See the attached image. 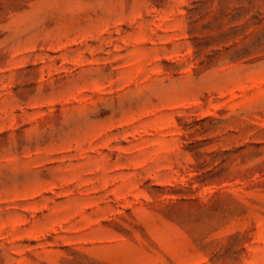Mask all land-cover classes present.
<instances>
[{
  "label": "rangeland",
  "instance_id": "374dc122",
  "mask_svg": "<svg viewBox=\"0 0 264 264\" xmlns=\"http://www.w3.org/2000/svg\"><path fill=\"white\" fill-rule=\"evenodd\" d=\"M0 264H264V0H0Z\"/></svg>",
  "mask_w": 264,
  "mask_h": 264
}]
</instances>
